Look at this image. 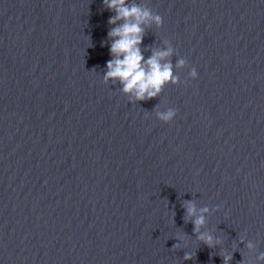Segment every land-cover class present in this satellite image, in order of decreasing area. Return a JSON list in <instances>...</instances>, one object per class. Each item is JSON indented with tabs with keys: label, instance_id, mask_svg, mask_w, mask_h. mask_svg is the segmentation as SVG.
<instances>
[{
	"label": "water",
	"instance_id": "95a60500",
	"mask_svg": "<svg viewBox=\"0 0 264 264\" xmlns=\"http://www.w3.org/2000/svg\"><path fill=\"white\" fill-rule=\"evenodd\" d=\"M128 2L180 80L136 103L102 80L103 0H0V264H264V0Z\"/></svg>",
	"mask_w": 264,
	"mask_h": 264
},
{
	"label": "clouds",
	"instance_id": "9594fccd",
	"mask_svg": "<svg viewBox=\"0 0 264 264\" xmlns=\"http://www.w3.org/2000/svg\"><path fill=\"white\" fill-rule=\"evenodd\" d=\"M103 4L114 12V15L109 16L107 21L109 25H112L106 34L109 38L110 59L105 61L106 70L103 73V82H119V91L128 98L130 103L157 97L166 84H178L180 80L177 75L173 74V64L166 59L176 54L167 39L163 40L165 47L153 49L147 58L144 57L140 47L147 27L155 25L156 28H160L162 26L161 15L154 13L149 7L135 2L129 3L128 0H103ZM187 64L185 58L178 56L175 67L184 68ZM187 75L191 79H196L198 73L195 67L189 68ZM175 116L176 109L171 107L156 114V118L165 123L171 122ZM184 206L185 219L191 218L196 240L202 241L209 248L221 244L220 237H214L210 231H200L206 222L204 214L216 209H210L207 205L197 208L192 201H186ZM216 208H219V205ZM176 239L182 240L183 237H176ZM243 241L244 236H241V242ZM175 246L177 245H173ZM232 247L234 249L235 245L233 244ZM254 247L253 242L248 240L247 248L251 250ZM192 256V253L186 252L184 259H191ZM220 256H222L223 264H229L232 251H225L221 248ZM256 260L264 261V253L258 254Z\"/></svg>",
	"mask_w": 264,
	"mask_h": 264
}]
</instances>
